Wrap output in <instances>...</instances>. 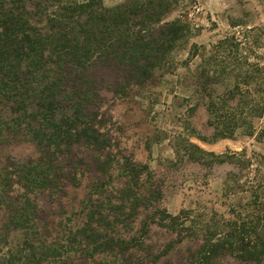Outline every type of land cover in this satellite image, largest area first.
I'll use <instances>...</instances> for the list:
<instances>
[{
  "label": "trees",
  "instance_id": "16d2710c",
  "mask_svg": "<svg viewBox=\"0 0 264 264\" xmlns=\"http://www.w3.org/2000/svg\"><path fill=\"white\" fill-rule=\"evenodd\" d=\"M177 5L178 0H123L113 7L103 0H0V137L28 138L39 153L36 160L4 168L0 264H50L70 253L93 264H102L96 256L114 253L122 264H130L124 257L133 251L146 255V263L152 227L173 235L164 255L186 243L195 246L182 260L165 264H264V176L247 181L246 189L231 191L228 218L212 211L209 219L196 223L191 211L170 215L141 192L138 182L145 165L115 164L105 152L111 141L102 116L101 89L109 86L104 73L115 71L116 81L140 87L155 72L175 68L172 54L190 33L185 17L165 22ZM196 57L201 64L190 108L205 109L211 133L208 139L195 138L205 143L233 139L242 126L241 135L254 137L253 123L264 114V81L253 76L264 69L231 63L246 58L234 35L208 47L191 45L180 64L186 67ZM112 93L119 98L128 94L124 86ZM189 144L212 159L210 164L236 165V154L216 156ZM80 148L101 153L93 163L102 178L90 188L80 225L68 231L63 245L49 243L37 195H64L67 187L81 186L87 173L82 168L88 164L78 154ZM115 170L120 181L109 187ZM234 176L225 178L231 189ZM237 182L234 178L232 184ZM136 224L139 238L133 232ZM16 233L19 238L8 241Z\"/></svg>",
  "mask_w": 264,
  "mask_h": 264
},
{
  "label": "rangeland",
  "instance_id": "374dc122",
  "mask_svg": "<svg viewBox=\"0 0 264 264\" xmlns=\"http://www.w3.org/2000/svg\"><path fill=\"white\" fill-rule=\"evenodd\" d=\"M122 2L123 0H103L106 7ZM181 16L190 24V33L187 42L172 54L175 68L169 66L163 71L155 72L150 81L140 87L116 81L115 71L104 73L109 86L104 85L101 89V96L105 101L102 116L107 120L105 131L111 141V146L105 152L113 163L119 161L147 167L138 186L142 193L153 196L157 208L173 216L182 210L191 211L196 223H203L210 218L212 211L228 218L227 206L233 203L231 191H240L246 187L247 181L254 182L257 177L264 176V136L261 133L264 129V114L253 123L254 137L241 135V131L246 129L242 126L233 139L213 143L199 141L195 138L196 134L208 139L211 133L206 125L208 115L205 109L198 107L191 111L190 108L192 99L196 97L192 93V83L196 82V69L201 64V57L194 58L186 67L180 63L188 57L191 45L208 47L224 37L234 35L241 55L246 58L238 61L231 59V63L242 67L257 65L264 69V0H178V5L166 16L165 22ZM253 77L264 81V71ZM243 80L240 78V81ZM232 81L231 78L230 82ZM120 86L125 87L128 93L126 97L113 96L112 92ZM189 143L216 156L231 157L236 154V165L210 164L209 161L213 160L197 154ZM187 153L207 162L190 161L185 156ZM78 154L82 156L84 164H88V169L86 166L82 168L87 173L81 178V186L67 187L64 195H37V209L49 243L63 245L68 231L80 225L84 219L82 207L90 188L102 178L93 163L101 153L80 148ZM38 157L35 145L28 138L0 137V181L4 168L11 163H26ZM117 173V170L112 173L109 187L120 181L119 177L115 178ZM229 174L235 175L230 178L229 185H232V189L225 183ZM234 178L239 182L233 185ZM108 191L104 194H108ZM111 195L109 192L108 197ZM5 218L6 211L0 203V230ZM139 228V224H136L133 232ZM108 229L116 234V229ZM139 235L136 232L138 238ZM147 236V243L151 247L147 262L144 263L143 260L146 255L133 251L129 253L130 257H124L130 264H152L153 257L156 264H165L167 260L180 261L187 249L195 248L193 244L186 243L179 250L164 255L162 253L173 240V235L152 227ZM11 238L13 241L17 240L19 233L11 235L8 241ZM1 247L0 242V249ZM62 251L64 252V248ZM79 255L70 253L59 260L50 261V264H93L92 259L81 258ZM95 260L102 264H122L121 258H115L114 253L96 256Z\"/></svg>",
  "mask_w": 264,
  "mask_h": 264
}]
</instances>
